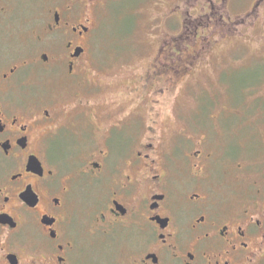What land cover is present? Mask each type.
Instances as JSON below:
<instances>
[{
	"label": "flooded vegetation",
	"instance_id": "af4514ba",
	"mask_svg": "<svg viewBox=\"0 0 264 264\" xmlns=\"http://www.w3.org/2000/svg\"><path fill=\"white\" fill-rule=\"evenodd\" d=\"M95 1L80 15L82 0H45L24 60L0 28V264H264V185L222 194L219 160L242 146L213 151L210 122L161 114L240 20L227 0H181L179 32L136 77L109 79L89 71Z\"/></svg>",
	"mask_w": 264,
	"mask_h": 264
},
{
	"label": "rangeland",
	"instance_id": "374dc122",
	"mask_svg": "<svg viewBox=\"0 0 264 264\" xmlns=\"http://www.w3.org/2000/svg\"><path fill=\"white\" fill-rule=\"evenodd\" d=\"M180 1L96 0L92 10L88 7L94 12L91 17L96 26L89 51L90 73L109 79L136 77L155 56L160 40L179 32L181 15L175 5ZM0 3L4 54L15 60L27 59L40 46L34 36L42 29L40 25L32 29L29 19L34 13L44 14L45 0ZM35 4L40 5V13L34 11ZM85 5L86 0H82L76 12H86ZM220 8L240 22L232 24L233 32L215 37L217 41L201 65L186 78V85L176 92L172 104L164 105L161 114L163 122L173 121L172 110L178 108L187 120L193 115L201 122H210L200 135L206 131L213 151L229 138L239 142L242 147L236 161L223 165L218 151L215 153L218 166L226 171L227 186L222 194L231 198L253 183L264 185V0H227ZM164 17H169L165 23ZM233 132L237 134L230 135ZM228 144L234 146L236 142ZM227 153H235L234 147Z\"/></svg>",
	"mask_w": 264,
	"mask_h": 264
}]
</instances>
